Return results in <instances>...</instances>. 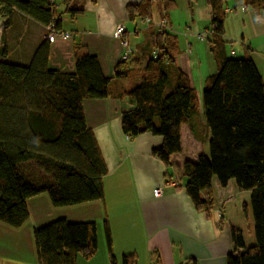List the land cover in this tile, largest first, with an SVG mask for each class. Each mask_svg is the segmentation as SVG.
Returning a JSON list of instances; mask_svg holds the SVG:
<instances>
[{
  "label": "trees",
  "instance_id": "1",
  "mask_svg": "<svg viewBox=\"0 0 264 264\" xmlns=\"http://www.w3.org/2000/svg\"><path fill=\"white\" fill-rule=\"evenodd\" d=\"M225 2L207 0L211 23L206 39L218 64L202 92L209 154L197 161L184 160L185 193L209 216L214 176L221 186L233 179L241 190L250 191L255 243L238 252L245 243L242 232L233 229L235 252L227 256V264H264V79L249 54L228 55L226 45L232 41L224 38ZM53 4L49 0H0V15L5 24L19 12L61 30ZM156 6L167 20L175 3L160 0ZM152 8L150 0L130 5L129 18H151ZM68 12L80 11L68 7ZM151 35L156 54L147 59L139 82L124 94L130 106L121 112V126L129 137L145 132L160 135L162 144L152 155L169 165L171 156L181 152V126L201 101L190 78L173 64L180 52L175 35L168 30ZM6 57L7 50L0 45V221L13 228L22 226L29 217L27 200L43 193L55 207L104 199L107 166L83 112L85 99L111 95V79L103 74L97 56H77L72 73L49 67L47 42L40 44L29 65L9 62ZM129 63L123 60L117 65V76L137 75ZM168 67L176 71L172 85ZM104 231L109 262L118 264L107 221ZM35 240L40 264H77L79 256L89 260L97 253V224L55 220L39 227ZM121 264H137L136 254H124ZM184 264L197 262L188 259Z\"/></svg>",
  "mask_w": 264,
  "mask_h": 264
},
{
  "label": "crops",
  "instance_id": "2",
  "mask_svg": "<svg viewBox=\"0 0 264 264\" xmlns=\"http://www.w3.org/2000/svg\"><path fill=\"white\" fill-rule=\"evenodd\" d=\"M53 1L60 9L61 30L70 32V39L58 38L51 43L45 38L44 25L15 12L3 30L1 45L7 50L9 62L29 65L40 44L47 42L49 67L65 73L74 72L77 56H97L103 74L111 79V95L105 99H85L83 112L107 166V174L103 177L104 199L65 207L53 206L45 193L28 199L29 217L22 226L13 228L0 221V264H40L35 231L59 219L97 224V253L89 260L79 256L77 264H110L105 221L111 230L112 250L118 264L124 254L130 253L136 254L137 264H184L188 259H195L197 264H227V256L235 252L233 229L242 232L245 243V248L238 252L253 245L250 191L241 190L233 179L221 186L214 176L213 208L209 216L198 210L185 193L184 160L197 161L200 155L209 154L210 131L206 120L201 119L203 115L196 113L199 111L181 126V152L171 156L169 165L152 155V150L162 144L160 135L145 132L129 137L122 130L121 112L130 106L124 94L139 82L138 74L150 55L155 56L151 34L158 29L147 27L142 30L145 17L130 20L128 15V6L138 5L142 0ZM159 1L150 0L154 26L164 20L156 6ZM173 1L175 5L191 8L189 19L192 25L202 21L208 22L206 27L210 25L211 8L207 0ZM233 1L226 0L225 12L234 19L239 17L237 20L243 24L239 57L249 54L264 79V0ZM68 7L80 12L71 15ZM171 14L169 11L167 16L170 25ZM244 18L248 20L247 24ZM118 22L126 25L125 37L129 44L132 36L134 39L142 36L139 42L130 46L133 53L127 60L130 62L128 68H135L137 75L126 78L117 76V65L123 61L125 53L121 39L115 36ZM165 30H168L167 26ZM168 32L175 35L179 44L178 35L172 30ZM224 38L227 41L232 39L226 26ZM192 45L186 50L181 49L173 64L190 78L195 89L196 82L200 84L202 81L204 90L207 79L217 72L218 64L208 45L206 68L197 76L198 52L191 56ZM246 47L251 50L245 51ZM226 51L230 56L237 53L228 50L227 46ZM168 68L172 85L176 71ZM155 123L158 124L156 120ZM158 187L163 188V194L155 197ZM202 195L206 197L205 193Z\"/></svg>",
  "mask_w": 264,
  "mask_h": 264
},
{
  "label": "rangeland",
  "instance_id": "3",
  "mask_svg": "<svg viewBox=\"0 0 264 264\" xmlns=\"http://www.w3.org/2000/svg\"><path fill=\"white\" fill-rule=\"evenodd\" d=\"M234 3L233 0H228ZM232 3V4H233ZM230 4V6L232 5ZM60 12L59 7H56V14L58 15ZM170 12H172L171 14V25L169 24V21L167 19L166 25H167V29L168 30H172L174 31L178 37H179V48L180 50H186L188 47L190 48V45L193 44L192 49H190L192 52L191 56L196 55V52H198V57L196 58V73L197 76H199V72L203 73V69L206 68L207 65V59L205 57V54L208 53V42L207 39L204 38L203 40L199 38V35H206V25L208 24V22H204L202 21V23H197L196 25H192V21L189 19V12H191V8H189V6H182L181 5H175L172 9H170ZM239 19V17L237 18ZM234 19L233 16H229L226 15V19H225V26L227 28V32L229 35V38L232 42L228 43L227 49L228 50H234L237 51L236 54H232L231 56H239V54L241 53V40H240V32L243 28V24L241 20H237ZM245 19V18H244ZM237 20V21H236ZM246 21V19H245ZM191 23V24H190ZM248 23V20L246 21V24ZM141 29H146L148 27L147 22H144L143 24H141ZM246 29V27H244ZM142 39V36H140L137 39H134V37H131V42H130V46L133 47V45H135L137 42H139V40ZM262 40V39H261ZM192 42V43H190ZM1 43V42H0ZM1 45V44H0ZM150 52V51H149ZM262 52V51H260ZM156 54V53H155ZM201 61V62H200ZM201 84V85H200ZM200 84L198 82H196V86L197 88L195 89L196 94L199 97V101L200 105L196 112L201 116V119H203V121H205V115L203 109H202V92H203V83L202 81L200 82ZM254 226H252L250 228V232L252 235H254ZM246 235H247V239L249 238V227L246 228L245 230ZM254 244V243H253Z\"/></svg>",
  "mask_w": 264,
  "mask_h": 264
},
{
  "label": "built area",
  "instance_id": "4",
  "mask_svg": "<svg viewBox=\"0 0 264 264\" xmlns=\"http://www.w3.org/2000/svg\"><path fill=\"white\" fill-rule=\"evenodd\" d=\"M51 4L54 3L53 0H49ZM56 4H53V8L56 9ZM145 22H147L148 27H156L158 31H164L166 29V19L162 20L159 25L154 26L152 25L151 18L147 17L145 18ZM6 24L4 19H2L0 15V42H1V37L3 30L5 29ZM46 34L45 38L49 42H54L56 39L61 38V39H70L71 38V33L63 30H57L53 24L46 26ZM127 33V28L126 25L123 22H118L115 28V36L119 39H121L122 44L125 48V53L123 55V60H128L132 56L133 50L130 47L129 41L126 39L125 34ZM200 39L206 38V35H199ZM1 44V43H0ZM163 194V188L158 187L155 189L154 196L155 197H160Z\"/></svg>",
  "mask_w": 264,
  "mask_h": 264
}]
</instances>
